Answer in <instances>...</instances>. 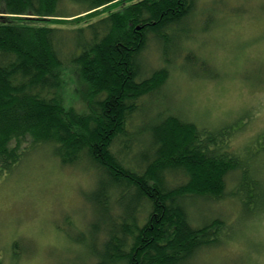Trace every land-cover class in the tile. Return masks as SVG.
<instances>
[{
  "label": "trees",
  "instance_id": "1",
  "mask_svg": "<svg viewBox=\"0 0 264 264\" xmlns=\"http://www.w3.org/2000/svg\"><path fill=\"white\" fill-rule=\"evenodd\" d=\"M200 2L0 0V181L45 146L96 174L83 192L92 241L63 264H191L232 229L191 205L231 197L248 215L263 210L264 150L235 147L232 125H198L157 102ZM151 42L163 64L147 75ZM68 72L87 87L81 107L64 100Z\"/></svg>",
  "mask_w": 264,
  "mask_h": 264
},
{
  "label": "rangeland",
  "instance_id": "2",
  "mask_svg": "<svg viewBox=\"0 0 264 264\" xmlns=\"http://www.w3.org/2000/svg\"><path fill=\"white\" fill-rule=\"evenodd\" d=\"M190 24L191 37L181 41L157 102L198 125H232L235 147L264 150V0H201ZM189 49L192 63L183 68ZM161 55L151 42L143 53L147 75L163 64ZM86 89L77 75L66 73V104L81 107ZM259 159L264 162V152ZM95 180L93 169L63 165L47 146L27 154L0 181L2 264L81 262L92 241V212L83 192ZM228 180L231 189L237 174ZM190 209L199 219L222 216L232 225L225 242L201 250L191 264H264V208L248 215L228 197Z\"/></svg>",
  "mask_w": 264,
  "mask_h": 264
}]
</instances>
